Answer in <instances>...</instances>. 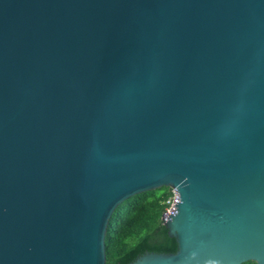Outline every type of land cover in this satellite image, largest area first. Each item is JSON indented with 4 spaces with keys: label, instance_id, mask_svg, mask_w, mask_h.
Here are the masks:
<instances>
[{
    "label": "water",
    "instance_id": "water-1",
    "mask_svg": "<svg viewBox=\"0 0 264 264\" xmlns=\"http://www.w3.org/2000/svg\"><path fill=\"white\" fill-rule=\"evenodd\" d=\"M163 187L131 264H264V0H0V264H106Z\"/></svg>",
    "mask_w": 264,
    "mask_h": 264
},
{
    "label": "trees",
    "instance_id": "trees-1",
    "mask_svg": "<svg viewBox=\"0 0 264 264\" xmlns=\"http://www.w3.org/2000/svg\"><path fill=\"white\" fill-rule=\"evenodd\" d=\"M169 195L170 188L163 187L133 196L116 208L105 237L106 264H131L147 252L178 251L176 238L161 221Z\"/></svg>",
    "mask_w": 264,
    "mask_h": 264
},
{
    "label": "built area",
    "instance_id": "built-area-1",
    "mask_svg": "<svg viewBox=\"0 0 264 264\" xmlns=\"http://www.w3.org/2000/svg\"><path fill=\"white\" fill-rule=\"evenodd\" d=\"M181 202L178 190L170 188L169 198L165 201V209L161 216V221L165 225L178 212V205Z\"/></svg>",
    "mask_w": 264,
    "mask_h": 264
}]
</instances>
